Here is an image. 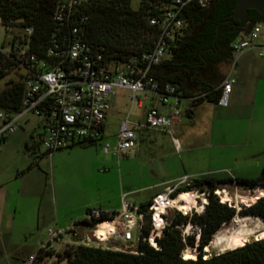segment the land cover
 I'll return each instance as SVG.
<instances>
[{
  "label": "trees",
  "instance_id": "1",
  "mask_svg": "<svg viewBox=\"0 0 264 264\" xmlns=\"http://www.w3.org/2000/svg\"><path fill=\"white\" fill-rule=\"evenodd\" d=\"M235 1L214 0L206 8L193 3L186 5L180 14L185 22L181 34L174 37L164 60L153 69L152 73L159 84H170L174 86L178 97L189 99L185 109L189 117L193 116L199 104L212 100L217 102L221 92L213 88L210 82L221 76L216 65L231 57L230 42L240 27L246 22L252 24L264 21V15L254 9H248L247 18L242 22L230 18ZM54 6L55 0H0V24L5 30L11 27L22 30L21 36H12L10 45L14 39H21L28 44L30 51L43 57L50 40L60 35L58 25L52 19ZM163 6L162 0H86L74 12L75 16L70 17L65 28L67 30L76 26L82 39L102 55L104 62H124L153 46L159 31L157 26L149 23V19L157 16ZM235 24H238L237 27L231 31ZM25 27L32 29L27 40L23 33ZM10 74L16 75L17 79L9 78L0 90V110L17 111L24 90V76L15 60L0 52V80ZM199 94L203 96L196 97ZM229 183L246 189H261L264 186V167L253 177L201 174L191 178L189 185L177 187V190L195 187L198 192L204 193L205 203L201 212H195L190 217L178 211L168 212L162 232L156 239V249L142 240L149 232L145 224L134 250L72 244L58 252L57 263L264 264V236L245 242H231L225 250L208 256L202 251L221 225L230 221L235 214L241 217L257 216L264 222V195L258 196L240 210L220 200L214 191L220 185ZM149 201L139 204L138 209L146 213ZM187 223L194 230L183 236L179 226ZM185 247L194 249L196 256L184 258L182 254ZM48 253L40 247L36 252V264H44L41 260Z\"/></svg>",
  "mask_w": 264,
  "mask_h": 264
},
{
  "label": "built area",
  "instance_id": "2",
  "mask_svg": "<svg viewBox=\"0 0 264 264\" xmlns=\"http://www.w3.org/2000/svg\"><path fill=\"white\" fill-rule=\"evenodd\" d=\"M85 1L55 0L52 19L58 25L57 31L60 35L50 40L43 57L30 51L28 44L18 38L14 39L8 50L0 49L1 53L15 60L24 76V90L19 109L0 110V138L13 132V121L17 116L30 112L43 115L46 119L42 145L47 152L77 142L96 141L102 136V123L109 109V97L116 89H124L129 92L128 97L132 105H139L149 94L156 97V102L144 109V119L141 122L128 126L124 120L115 134L114 146L103 143L101 151L111 152L116 157L126 154L136 146L137 130L167 133L175 151H178L174 122L179 116L177 99L180 97L177 96L174 86L159 84L152 72L155 66L164 60L170 42L181 34L185 22L180 14L184 7L193 3L200 8H206L214 0H162L164 6L161 12L149 19V23L157 26L159 31L153 46L127 61L116 63L104 62L102 55L82 39L76 26L66 30L68 20L72 15L75 16L74 12H77L78 7ZM23 33L27 40L32 29L25 27ZM230 49L235 56L255 49L258 56L264 57V21L243 24L230 42ZM233 81L225 78L221 82L218 104H225ZM199 96L203 94L196 97ZM170 98H174V101L171 102ZM105 170L107 168H101L99 171ZM190 181L189 176L183 175L173 184L165 186L161 192L150 198L146 213L125 200H121L119 210L111 215L97 207L86 209L82 219L74 222L71 229H66L73 240L63 239L61 230L49 228L48 237L41 248L43 252L50 253L46 254L41 262L49 264L48 258L57 256L58 252L72 244L134 250L145 224L148 225L149 232L142 240L156 249V239L162 232L168 212L178 211L190 217L193 213L202 211L205 203L203 192H199L202 198L200 210H197L194 204L185 205L188 197H191L193 203L196 202V191L177 190L179 186L189 185ZM180 191L188 192L187 196L174 200ZM172 202L184 204L187 210L172 205ZM191 208H194L193 212ZM103 222H108V225L104 228L103 238H99L96 231ZM82 223L87 225L76 231ZM50 241L62 245L55 248L51 246ZM58 247H62V250L59 251ZM37 257L36 253L28 255L21 264H36Z\"/></svg>",
  "mask_w": 264,
  "mask_h": 264
},
{
  "label": "rangeland",
  "instance_id": "3",
  "mask_svg": "<svg viewBox=\"0 0 264 264\" xmlns=\"http://www.w3.org/2000/svg\"><path fill=\"white\" fill-rule=\"evenodd\" d=\"M14 34L21 36L22 30L15 27L5 30L0 24V48L8 50ZM216 70L221 75L230 71L231 78L236 79V75L240 78L244 94L240 98L245 102L242 106L243 114L226 120L221 118V133L211 134L207 138L204 136L205 129L200 125L204 120H209L198 113L196 125L192 127V138L201 140L199 145H204V148H194V153L206 152L205 143L208 142L213 149L221 151L218 160L210 158L208 168L216 169L211 173L217 176H256L264 165V57L258 56L255 49H250L219 62ZM10 75L0 80V90L9 78L17 79L16 75ZM116 96L118 104L115 108L118 112L111 117L113 123L118 124L123 119H144L141 117V110L131 104L128 94L118 93ZM181 113L185 120V114L183 111ZM45 124L43 115L22 113L13 121V132L0 140V181H8L1 190L0 197L3 202L0 213V264H21L29 253H36L47 239L49 228L61 230L62 238L71 240L66 229L73 227L74 219H80L82 209L79 210V204L86 196L97 194L113 197L119 191L129 190H133L135 194L127 195V199L144 195V192L140 193V189L153 179L149 171L153 167L150 165L152 154H148L146 147L154 145L157 152L168 150L165 134L137 130L139 154L123 161L120 173L111 174L112 168L108 164L95 162V152L101 149L98 140L47 152L42 145ZM216 141H219L220 147L214 146ZM179 156L183 157L182 154ZM179 156L174 154L172 159L159 161L158 164L163 166L174 161L178 165ZM192 162L194 165L199 164L195 160ZM103 167H107V170L99 172V168ZM109 174L112 176H108ZM177 180L178 178L174 182ZM190 191H196L194 194L198 197L195 203L188 197L185 205L194 204V208L200 210L202 195L195 187L190 188ZM214 193L220 200L240 210L258 196L264 195V186L258 192L255 188L246 189L229 183L220 185ZM194 208H191V212ZM260 221L263 222L262 219ZM231 227L233 223L230 220L222 224L219 230ZM80 229L82 228L77 227L76 231ZM180 230L185 236L194 228L189 223L180 226ZM260 237L254 233L247 240ZM50 244L55 248L62 245L53 241ZM224 247L222 244L209 251H202L208 256L225 250ZM58 248L59 251L62 250V247ZM184 252L195 254V250L190 247H185ZM47 260L48 263H57V256ZM57 264H65V261Z\"/></svg>",
  "mask_w": 264,
  "mask_h": 264
},
{
  "label": "crops",
  "instance_id": "4",
  "mask_svg": "<svg viewBox=\"0 0 264 264\" xmlns=\"http://www.w3.org/2000/svg\"><path fill=\"white\" fill-rule=\"evenodd\" d=\"M229 74L230 71H228L226 75H221L217 80L211 81L210 85L213 88H218L219 91L221 92V82L225 78L233 79L229 76ZM233 80L234 81L231 83L230 91L226 95L225 104H218L217 102L214 103L203 102L195 108L192 117H189L185 113V109L188 106L189 99L185 97H180L179 99H177V109L179 110V116L175 118L174 129L176 132V138H177L179 150L175 151L171 137L165 132H161V133L165 134L167 137L166 138L168 144L167 151L157 152L158 150H156L157 148L154 145H149L148 147H146L147 148L146 151L148 152V154H152V157H150L152 161L150 162L151 163L150 165H153V167H151L149 171L150 173H152L153 179L140 189V193L144 192V195H140L132 199L131 198L127 199V195L135 194L133 190H129V191H119L116 194V196L113 197L109 195L100 196L97 194L86 196L84 197V199H82V201L79 204V210L82 209L81 217L80 219H74L73 223L80 221L83 217L84 211L90 207H97L107 213H112L119 210L121 205V200H125L131 204L138 206L139 204L149 201L153 195L161 192L165 186L169 184H173L176 178H180L183 175H187L190 178H193L201 174L211 173L215 171L216 169L208 168V166H210L209 161L210 158H214V160L219 159L221 155L220 149H213V146H211L208 142H206L205 143L206 144L205 149H207L206 152L202 151L201 153L199 152L194 153V148L203 149L204 145L200 146L199 144L202 141L195 140V138H192V127L196 125V115L198 113L202 115V118L206 117L209 121L204 120L200 126H202L205 129L204 136L208 138L211 134L221 133V118L226 120L232 117L241 116L243 114L242 106H244L245 102L243 100L241 101L240 98L241 95H244L242 83L237 75H236V79ZM118 93L129 94L127 90L116 89L114 93L109 97L108 99L109 109L107 110L105 114V118L102 123V136L98 139V144L100 148L103 143H108L111 147L114 146L115 134L117 133L119 127L121 126L124 120L127 121L128 126H132V124L142 121L140 118H137L134 120L123 119L119 121L118 124L112 122L111 119L112 115L118 112L117 109L115 108V106L118 104V100L116 96ZM170 100L171 102H173L174 98H170ZM155 102H156V97L153 96L152 94H149L146 98L140 101L139 105H136V107L141 110L142 118L144 117L143 115L144 109L154 104ZM181 111H183L187 120L186 119L184 120ZM140 132H143V130H140ZM2 139L3 138H0V140ZM216 142L217 143H215L214 146L217 147L218 144L220 143H218L219 141ZM218 147H220V145ZM139 152H140V145L136 144L135 148L129 150L126 154H124L123 157L119 159L118 157L114 156L111 152L103 153L100 149L97 152H95L94 159L95 162H98V164L100 163L108 164L109 168H112L111 174L114 173L118 174L120 173V168L123 161L131 158L132 155H138ZM174 154H177L178 156L180 154L183 155V157L179 156L180 164L177 165L174 161L165 163L163 166H160L158 164L159 161L172 159ZM187 154H193V156H189V155L187 156ZM193 160L199 162V164L194 165V163L192 162ZM155 164L156 166H154ZM262 167H264V165ZM103 168H107V167H103ZM100 169L101 168H99V170ZM108 176H112V175L109 174ZM7 182L8 181H0V197H1V190L5 188V184ZM2 207H3V202L2 199L0 198V213ZM31 254L34 253H29V255Z\"/></svg>",
  "mask_w": 264,
  "mask_h": 264
},
{
  "label": "bare ground",
  "instance_id": "5",
  "mask_svg": "<svg viewBox=\"0 0 264 264\" xmlns=\"http://www.w3.org/2000/svg\"><path fill=\"white\" fill-rule=\"evenodd\" d=\"M255 190L260 192L259 187H255ZM218 192V191H217ZM187 192L185 191H180L174 200H179L182 198H185L187 196ZM257 197V196H255ZM236 199V198H235ZM190 202V201H189ZM172 205L175 204L177 207L181 208L182 210H187V206H185L182 203H171ZM240 215V214H239ZM238 214H235L232 219L231 223H233V227L231 229H225L224 231L218 230L212 237V241L210 240V244L204 246L205 251H209L210 248L217 247L219 245H224L225 249L227 248V243H231L234 241H240V242H245L247 241V238L252 236L254 233H257L258 237L259 236H264V222L260 221V218L257 216H244L241 217ZM236 224V225H235ZM108 222H103L100 224L97 228V235L99 238H103L104 235V228L107 227ZM257 228H260L257 230ZM233 246V244H232ZM194 254L192 252H184L182 256L184 258L191 257ZM206 256V255H205Z\"/></svg>",
  "mask_w": 264,
  "mask_h": 264
},
{
  "label": "water",
  "instance_id": "6",
  "mask_svg": "<svg viewBox=\"0 0 264 264\" xmlns=\"http://www.w3.org/2000/svg\"><path fill=\"white\" fill-rule=\"evenodd\" d=\"M248 9H254L258 13L264 15V0H236L232 7L230 18L242 22L247 18ZM237 25L238 24H235L231 31L235 30ZM217 32H218V24L216 25L215 37L217 36ZM210 102L214 103L215 101L212 100ZM86 225H87L86 223H82L81 228Z\"/></svg>",
  "mask_w": 264,
  "mask_h": 264
}]
</instances>
